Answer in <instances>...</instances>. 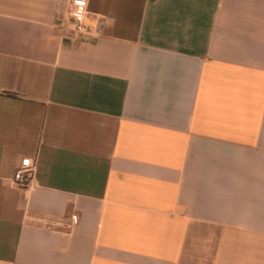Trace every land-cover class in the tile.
Returning a JSON list of instances; mask_svg holds the SVG:
<instances>
[{
    "label": "crops",
    "instance_id": "1",
    "mask_svg": "<svg viewBox=\"0 0 264 264\" xmlns=\"http://www.w3.org/2000/svg\"><path fill=\"white\" fill-rule=\"evenodd\" d=\"M75 1L0 0V264H264V0Z\"/></svg>",
    "mask_w": 264,
    "mask_h": 264
},
{
    "label": "built area",
    "instance_id": "2",
    "mask_svg": "<svg viewBox=\"0 0 264 264\" xmlns=\"http://www.w3.org/2000/svg\"><path fill=\"white\" fill-rule=\"evenodd\" d=\"M88 0H76L74 7V27L76 32L81 34L88 33L86 25ZM35 165L31 159H25L15 174V182L21 187H26L32 181Z\"/></svg>",
    "mask_w": 264,
    "mask_h": 264
}]
</instances>
